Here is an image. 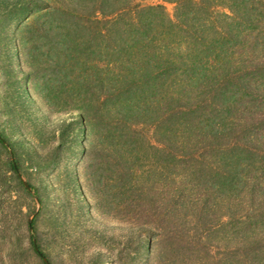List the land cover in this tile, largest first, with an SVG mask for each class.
Here are the masks:
<instances>
[{
  "label": "rangeland",
  "instance_id": "rangeland-1",
  "mask_svg": "<svg viewBox=\"0 0 264 264\" xmlns=\"http://www.w3.org/2000/svg\"><path fill=\"white\" fill-rule=\"evenodd\" d=\"M79 3L85 17L110 7L0 0V132L16 152L20 180L36 192L17 181L0 147V264H42L30 248L31 219L52 264H264V162L252 159L242 178L214 149L195 146L196 133L176 148L166 102L126 128L127 112L105 106L116 86L107 70L109 19L98 16L99 32L75 28L63 7ZM82 109L110 116L112 130L91 128ZM258 125L254 152L264 153ZM252 199L261 210L243 225L238 212ZM250 240L263 243L248 247Z\"/></svg>",
  "mask_w": 264,
  "mask_h": 264
},
{
  "label": "trees",
  "instance_id": "trees-1",
  "mask_svg": "<svg viewBox=\"0 0 264 264\" xmlns=\"http://www.w3.org/2000/svg\"><path fill=\"white\" fill-rule=\"evenodd\" d=\"M95 1L110 6L108 11L97 7L85 17V5L79 3L64 6L63 15L69 20L74 16L78 22L73 26L87 32L101 31L99 15L109 19L103 33L111 52L107 70L116 86L111 84L105 106L114 104L127 112L119 119L126 128L144 110L149 115L166 102L176 148L184 149L188 134L196 133L195 146L214 149L213 157L221 154L219 159L235 164L242 178L251 173L252 159L264 162V153L254 152L258 124L264 123V0H124V6H117V0ZM165 4L174 6L173 15ZM119 12L121 20L116 18ZM82 110L91 128L103 124L105 133L112 130L110 116ZM0 147L21 183L16 152L1 132ZM185 157L179 160L192 158ZM260 210L252 199L239 210V222ZM35 223L29 227L31 251L42 264H52L39 244ZM259 241L250 240L248 247ZM245 246L243 241L239 250Z\"/></svg>",
  "mask_w": 264,
  "mask_h": 264
},
{
  "label": "water",
  "instance_id": "water-1",
  "mask_svg": "<svg viewBox=\"0 0 264 264\" xmlns=\"http://www.w3.org/2000/svg\"><path fill=\"white\" fill-rule=\"evenodd\" d=\"M19 177L21 178V175H19ZM21 180H22V179H21ZM22 181H23V180H22ZM23 184H24L25 188L28 190V192L31 193V194H33V190H32V188L30 187V185L27 184V183H25L24 181H23ZM32 223H33V219H31V220L29 221V227H30V230H32Z\"/></svg>",
  "mask_w": 264,
  "mask_h": 264
}]
</instances>
